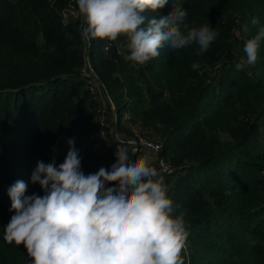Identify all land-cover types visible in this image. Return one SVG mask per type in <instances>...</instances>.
Instances as JSON below:
<instances>
[{"label":"trees","instance_id":"trees-1","mask_svg":"<svg viewBox=\"0 0 264 264\" xmlns=\"http://www.w3.org/2000/svg\"><path fill=\"white\" fill-rule=\"evenodd\" d=\"M176 4L188 13L185 23L208 24L217 39L199 56L196 44L165 46L139 65L125 59L129 50L84 42L80 14L64 22L70 5L78 11L76 0H0V264H30L23 244L3 234L14 214L8 188L23 180L26 195L43 194L30 180L37 161L55 157L59 165L74 138L85 175L115 162L119 142H102L100 105L82 77L86 51L115 104L118 130L132 135L122 122L129 113L162 143L158 158L174 166L165 181L175 214L185 213V264H264V40L253 73L238 71L232 52L264 27V0H169L144 14L159 17ZM254 17L248 36L234 39Z\"/></svg>","mask_w":264,"mask_h":264},{"label":"clouds","instance_id":"clouds-1","mask_svg":"<svg viewBox=\"0 0 264 264\" xmlns=\"http://www.w3.org/2000/svg\"><path fill=\"white\" fill-rule=\"evenodd\" d=\"M86 18L84 42L116 41L124 36L130 54L126 60L145 65L165 46L181 50L196 44L199 56L217 39L216 28L190 27L187 11L178 4L159 17H148L169 0H76ZM259 23L252 18L241 26L245 36ZM264 27L248 36L245 58L236 64L254 66ZM193 70L200 65L193 63ZM123 145L120 137L114 143ZM62 163L37 161L30 180L43 194L26 195L28 185L15 181L8 188L11 215L5 226L6 243L23 246L30 264H185L188 249L185 213L175 214L158 170L146 157L131 159L127 146L116 147L115 162L85 175L74 138ZM136 152L135 147L131 149Z\"/></svg>","mask_w":264,"mask_h":264},{"label":"built area","instance_id":"built-area-1","mask_svg":"<svg viewBox=\"0 0 264 264\" xmlns=\"http://www.w3.org/2000/svg\"><path fill=\"white\" fill-rule=\"evenodd\" d=\"M69 9L73 14H76L77 16L79 15V12L75 9L73 5L69 6ZM127 41V39H126ZM116 41H107L105 40L104 43V48L105 50H109L111 45H113ZM90 43L88 44L89 47ZM82 77L87 80V86L89 88L90 93L94 96V98H99L101 101H103L104 105L108 104L112 110H115V104L112 101V98L110 96L109 91L107 90L105 84L103 83L101 77L95 70L93 66V61L89 55V51H86L84 54V63L82 66ZM105 114H102L101 118V124H100V130H103V127L105 125ZM117 136V133H116ZM121 141H123V144H127L130 147V157L133 159L134 155H139L140 153H143L145 151L157 154L161 149H162V143L159 141H154L151 138L145 137L144 135L140 133H135L134 137L130 139H122L120 138ZM123 146L120 143L118 144V147ZM135 147L136 152L133 155L131 149ZM159 168L157 169L158 172L160 173V176L162 177L164 184H165V179L169 173L173 171V168L171 169L170 167L165 166V160L164 158H158V164ZM184 259L189 262L190 259V249L188 247L187 253L184 254Z\"/></svg>","mask_w":264,"mask_h":264},{"label":"rangeland","instance_id":"rangeland-1","mask_svg":"<svg viewBox=\"0 0 264 264\" xmlns=\"http://www.w3.org/2000/svg\"><path fill=\"white\" fill-rule=\"evenodd\" d=\"M64 19H65V23H67L68 21H71V19L73 20L74 18H77L78 16L76 14H73V12H69V13H64ZM245 24V23H243ZM233 38H237V39H242L243 38V35H242V32L240 29H234L233 30ZM114 45H117V49L124 52L126 50H129L128 49V42L126 41V37H118V39L116 40V42L114 43ZM234 51V54H235V60L236 62L238 60H241L243 58H245V54L243 52V48L242 47H236L234 48V50H232V52ZM233 54V56H234ZM233 58V57H232ZM240 62V61H238ZM252 69V71H251ZM255 65L254 66H251V67H248V71L250 73H253V71L255 70ZM98 100L99 102V105H100V108H99V112L100 114L98 115L97 118H99L100 120V124H101V118H102V114H105L106 118H105V125L103 127V130H100V135H101V140L102 142L106 143L109 145L110 142L113 141V139L116 137V133L117 135L122 138V139H130L132 137H134V134L135 133H140L142 135H144L145 137H148L150 138L148 135H145L143 132H146L145 129L142 128V126L139 124V123H132L131 120H130V117H129V113H126L124 115V118L122 120L124 126L127 128V130H129L130 132H132V135H125L124 133H122L120 130H118L117 128V111L116 109L115 110H112V108L108 105V104H105L103 103V101H101L99 98H95ZM116 108V107H115ZM108 130V131H107ZM151 132V130L149 131ZM152 140L154 141H158L157 139H154V138H151ZM123 146H127V144H123ZM118 147V145H117ZM129 148V152H130V147ZM153 154V153H151ZM153 158L151 159H148L149 162H151L150 164L152 166H154L156 169L159 168V166L157 165L158 164V156L157 154H153L152 156ZM165 166L167 167H172L173 168V171H174V166H171V163L167 160V162L165 161ZM171 168V169H172ZM172 171V172H173ZM168 177V175H167ZM167 180V178H166ZM165 185L167 186V191L170 189V184L166 183L165 181ZM188 242V247L189 246V241ZM187 261V260H186Z\"/></svg>","mask_w":264,"mask_h":264},{"label":"crops","instance_id":"crops-1","mask_svg":"<svg viewBox=\"0 0 264 264\" xmlns=\"http://www.w3.org/2000/svg\"><path fill=\"white\" fill-rule=\"evenodd\" d=\"M69 12H71L70 11V9L69 8H67V10L64 12V13H69ZM129 147V146H128ZM154 154V153H153ZM153 154H151L150 152H148V151H145V152H143L142 154H141V156H139L138 158H140V157H146L147 159H151V158H153L152 156H153ZM151 163V162H150Z\"/></svg>","mask_w":264,"mask_h":264}]
</instances>
